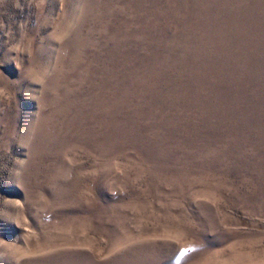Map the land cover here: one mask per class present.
<instances>
[{"label": "rangeland", "instance_id": "obj_1", "mask_svg": "<svg viewBox=\"0 0 264 264\" xmlns=\"http://www.w3.org/2000/svg\"><path fill=\"white\" fill-rule=\"evenodd\" d=\"M0 264H264V0H0Z\"/></svg>", "mask_w": 264, "mask_h": 264}]
</instances>
